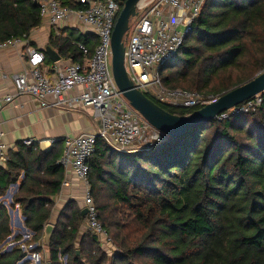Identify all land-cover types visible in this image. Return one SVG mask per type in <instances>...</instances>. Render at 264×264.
Returning <instances> with one entry per match:
<instances>
[{
  "label": "trees",
  "instance_id": "obj_1",
  "mask_svg": "<svg viewBox=\"0 0 264 264\" xmlns=\"http://www.w3.org/2000/svg\"><path fill=\"white\" fill-rule=\"evenodd\" d=\"M59 1L72 6L71 0ZM41 26L35 1L0 0V44L29 39ZM77 43L91 57L97 39L65 29L61 37L51 33L42 51L51 48L63 60L81 63ZM46 63L53 64L47 54ZM262 72L264 0H206L160 76L166 88L218 98ZM260 96L255 111L203 124L152 151L123 154L98 141L89 160L91 195L119 252L109 258L97 235L82 233L87 218L72 201L55 225L50 263L67 257V264H264V93ZM147 97L173 115L196 111ZM60 144L46 152L34 142H20L0 168V199L20 182L13 201L34 243L43 239L64 180ZM11 236V218L0 203V264H20L27 256L18 246L5 251Z\"/></svg>",
  "mask_w": 264,
  "mask_h": 264
},
{
  "label": "built area",
  "instance_id": "obj_2",
  "mask_svg": "<svg viewBox=\"0 0 264 264\" xmlns=\"http://www.w3.org/2000/svg\"><path fill=\"white\" fill-rule=\"evenodd\" d=\"M33 1L39 5L42 25L48 27L50 33L61 37L63 30L71 29L94 36L97 44L91 57L86 45L75 44L83 55V62L61 58L50 70L44 68L45 52L33 48L27 38H15L0 44V51L21 52L27 58V66L10 77L13 92L0 96V111L21 97L32 99L43 109L93 110L96 131L66 136L58 165L64 168L65 175L74 174L82 185L81 208L88 211L87 230L98 236L105 252H113L115 246L99 221L91 195L89 160L96 151L97 142L102 141L123 154L152 151L163 142V134L125 99L113 74L112 34L124 4L120 0H71L72 6L64 7L59 0ZM205 2L149 0L142 7L139 4L138 12L143 16L126 40L125 66L135 87L146 96L164 105L187 110L201 109L217 99L213 95L166 88L160 76V69L182 48ZM3 78L8 79V76L3 75ZM261 104V96H256L243 106L221 114L217 120L253 112ZM24 144L30 146L33 140H25ZM11 151L5 133L0 130V168L10 161ZM69 185L66 177L62 189ZM4 206L9 207L7 203ZM15 206L20 210L19 204ZM15 234L12 230L9 239ZM32 259L35 264H47L40 251H34Z\"/></svg>",
  "mask_w": 264,
  "mask_h": 264
},
{
  "label": "crops",
  "instance_id": "obj_3",
  "mask_svg": "<svg viewBox=\"0 0 264 264\" xmlns=\"http://www.w3.org/2000/svg\"><path fill=\"white\" fill-rule=\"evenodd\" d=\"M50 36L51 33L48 27L42 25L32 32L28 41L29 44L33 43L35 45L33 48L43 50L47 47ZM26 66L27 58L24 53L13 50L0 51V96L13 92L14 87L10 77L15 73H20ZM52 66L53 64L50 65L48 69L50 70ZM3 75H7L8 79H4ZM96 129L97 121L94 118L91 108L80 111H67L58 108L43 109L32 99L21 97L15 103L0 111V130L5 133V141L12 151H15L16 146L25 140H33L34 144L37 145L40 150L46 152L50 151L52 146L60 141L61 149L64 151L63 139L66 136L92 133L95 132ZM66 177L70 185L63 189L61 186V191L59 195L54 198V204L52 206V216L48 225H53L54 227L61 212L69 203L74 201L77 208H81L83 197L82 185L71 172L64 175V180ZM19 214L20 210L17 211V217ZM23 218L24 221L22 222L19 217L18 221L16 220V225L20 230L17 229L14 235L15 239L21 237L20 234L26 235L27 232H30L32 237H34V234L26 228L25 217ZM84 228L85 227L82 228V233L88 231H85ZM41 241H43V239ZM35 244L36 246L41 245H39V243ZM46 262L47 264L50 263V254Z\"/></svg>",
  "mask_w": 264,
  "mask_h": 264
},
{
  "label": "water",
  "instance_id": "obj_4",
  "mask_svg": "<svg viewBox=\"0 0 264 264\" xmlns=\"http://www.w3.org/2000/svg\"><path fill=\"white\" fill-rule=\"evenodd\" d=\"M140 2L141 0H127L116 21L111 44L112 70L120 92L137 112L163 134V142L187 133L203 124L211 123L221 114L264 93V72H262L250 82L218 97L212 103L190 115H173L161 108L135 87L125 66L126 40L129 36L132 19L139 16L138 7ZM45 52L52 63L61 61V57L53 49L47 48ZM7 197H11L10 192L7 193ZM87 213V210H82V216L86 217ZM54 231L55 227L53 225L45 227L43 242L48 247L51 244Z\"/></svg>",
  "mask_w": 264,
  "mask_h": 264
},
{
  "label": "rangeland",
  "instance_id": "obj_5",
  "mask_svg": "<svg viewBox=\"0 0 264 264\" xmlns=\"http://www.w3.org/2000/svg\"><path fill=\"white\" fill-rule=\"evenodd\" d=\"M145 3H143L144 5ZM142 5V6H143ZM141 6V7H142ZM143 14L141 13L138 17L136 18H133L131 23H130V31H129V34L133 32L134 30V27L135 25L138 23V21L142 18ZM50 67V65H47V63H45L44 65V68L48 69ZM19 188H20V182L17 184V185H13L11 187V189L9 190L10 191V194H11V197H7V194L5 197H3L2 199H0V203H7V205L9 206L8 207V212L10 214V218H11V221H12V224H11V227L14 231V233H16L18 226L16 225V220L18 221V217L20 219V221H24V218H23V215H22V212H21V209H20V214L19 216L17 217V209L15 208L16 206H14L15 204H12L13 203V199H14V196L18 193L19 191ZM12 208V210H11ZM14 211V212H13ZM15 224V225H14ZM87 226V221L84 223V230H87L86 228ZM20 230V229H19ZM29 234V235H27ZM26 235H21V237L15 239L14 237H12L11 239H9L7 242H6V247H5V251H11L14 247H19L22 249V253H26L27 256L20 262V264H35L34 263V260L32 259V253L34 251H38V248L41 246V254L43 255V259L44 261H47V258L49 257V248L47 245L44 244L43 241L39 242V245L40 246H36V244L34 242H32V234L30 232H27ZM117 246L114 247V251H110V252H104L109 258H113L114 254L118 253L119 251L117 250L118 248H116ZM43 249V250H42ZM61 262L62 264H67V257L65 258H61ZM139 261L136 262V264H138Z\"/></svg>",
  "mask_w": 264,
  "mask_h": 264
},
{
  "label": "bare ground",
  "instance_id": "obj_6",
  "mask_svg": "<svg viewBox=\"0 0 264 264\" xmlns=\"http://www.w3.org/2000/svg\"><path fill=\"white\" fill-rule=\"evenodd\" d=\"M148 1H149V0H146V3H147ZM143 2H144V0H141V2L139 3V4H140V6H142V5H143ZM146 3H145V4H146ZM145 4H144V5H145Z\"/></svg>",
  "mask_w": 264,
  "mask_h": 264
}]
</instances>
